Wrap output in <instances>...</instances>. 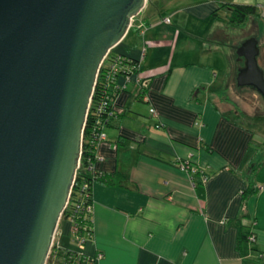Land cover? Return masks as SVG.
I'll use <instances>...</instances> for the list:
<instances>
[{
	"label": "crops",
	"instance_id": "0c3cea01",
	"mask_svg": "<svg viewBox=\"0 0 264 264\" xmlns=\"http://www.w3.org/2000/svg\"><path fill=\"white\" fill-rule=\"evenodd\" d=\"M232 2L256 5L249 20L264 29V0H220ZM149 7L111 50L136 60L139 73L118 79L125 87L97 145L92 232L83 247L65 248L101 251L91 264H264V154L216 103L244 65L223 52L224 27L204 24L217 19L213 0L165 14L170 23ZM190 17L204 25L189 29Z\"/></svg>",
	"mask_w": 264,
	"mask_h": 264
},
{
	"label": "water",
	"instance_id": "95a60500",
	"mask_svg": "<svg viewBox=\"0 0 264 264\" xmlns=\"http://www.w3.org/2000/svg\"><path fill=\"white\" fill-rule=\"evenodd\" d=\"M147 0H0V264H45L99 68ZM236 81L264 98L256 37Z\"/></svg>",
	"mask_w": 264,
	"mask_h": 264
},
{
	"label": "built area",
	"instance_id": "2783aa9c",
	"mask_svg": "<svg viewBox=\"0 0 264 264\" xmlns=\"http://www.w3.org/2000/svg\"><path fill=\"white\" fill-rule=\"evenodd\" d=\"M163 20L167 23H170L169 17H165ZM138 67V63L134 64L129 60L128 57L124 55H109L108 53L98 71L95 87L89 103L85 125L86 128L90 117V133L87 137H85L84 130L79 167L76 171L74 184L66 207V209H69L67 219H69L71 223V235L80 247L84 246L86 238L91 234V231L86 230L87 226H83V223H80L81 213L84 212V214H89L91 217V222H93V203L89 202L91 198L90 177H92V175L94 177H97L103 174V172L98 170V168L96 167V160L101 159L100 155L97 153V145L101 140H104L106 138L104 126L108 124L109 119L115 113V105L118 92L123 90V88L125 87L124 84L119 83L118 79L122 77L124 81H129L132 75L139 73L136 72ZM143 84H145V81L142 82V85ZM97 86L99 87V90L98 98L95 102L93 101V98ZM150 110L153 113L155 112L153 107ZM86 144L89 145V147L94 146L96 151L94 152L93 157L87 158V165L85 166L86 168H84L85 172L81 176V180L78 181L77 185V173L79 169H81L84 148L85 150L87 149ZM189 165L190 163L186 161V163H183L182 167L186 168L189 167ZM86 174H88L89 176H87ZM73 192H75L76 194H73ZM71 197H73L72 200ZM91 228L93 229V227ZM248 239L250 241H255L256 237L253 233H251L248 236ZM100 257H102L101 251H98L93 256H89L83 253L81 250H69L65 247H61L56 237L52 244V247L49 250L45 264H78L79 262H83V264H91L93 260L99 259Z\"/></svg>",
	"mask_w": 264,
	"mask_h": 264
},
{
	"label": "rangeland",
	"instance_id": "374dc122",
	"mask_svg": "<svg viewBox=\"0 0 264 264\" xmlns=\"http://www.w3.org/2000/svg\"><path fill=\"white\" fill-rule=\"evenodd\" d=\"M149 4L148 13L152 12L156 20L162 23V19L165 14L183 8H186L187 5H191L192 3L204 1V0H147ZM215 2V6L217 9L213 11V16H217V19L211 18L208 21H205L204 24L208 25L212 20L216 24H218L219 29L221 26L224 27L223 34L225 38V42L222 45L223 52L229 53L230 57H234L235 59L238 57L237 54V46L243 43L249 37H256L259 43L260 52L258 55V63L260 67L264 70V29L256 26H251L250 20L245 26H231L228 23V19L230 17V11L224 5L220 4V0H213ZM224 1V0H221ZM231 1V0H226ZM238 2V1H234ZM248 4V3H246ZM222 6V7H219ZM256 18L255 21H257ZM200 21V20H199ZM199 21L194 20L193 17H190V20L187 24L189 29H192L194 24L195 28L199 24ZM254 21V22H255ZM201 23V21H200ZM204 24L201 23L203 26ZM161 25V24H160ZM228 27V33L226 31V27ZM193 30V29H192ZM221 33V31H220ZM228 34V35H227ZM133 35V34H132ZM188 37V36H187ZM183 35L179 37V41L182 40V45H187L188 41H190L189 37L187 38ZM193 47V45L191 46ZM209 52L203 54L209 56ZM217 55L214 54L213 58L217 60H222V65L226 64V55H221V52H216ZM201 55V54H199ZM198 56V54L196 55ZM190 58V57H189ZM188 58V59H189ZM239 58V65L243 66L245 59ZM221 93L216 98L217 105L221 108V110L236 118L238 121L243 123L246 127H248L253 132L254 141L252 142L253 147L256 149H260L258 152L264 154V98L263 96L252 86H239L236 81V75L229 80V83L221 89ZM69 219L62 217L60 222V230L57 235V241L62 247H70L76 246L78 243L73 239L71 235V226L70 231L67 233L66 231H62L70 225Z\"/></svg>",
	"mask_w": 264,
	"mask_h": 264
},
{
	"label": "trees",
	"instance_id": "16d2710c",
	"mask_svg": "<svg viewBox=\"0 0 264 264\" xmlns=\"http://www.w3.org/2000/svg\"><path fill=\"white\" fill-rule=\"evenodd\" d=\"M224 6L227 7L230 10V17L228 19V23L231 26H245L249 19L251 17H255L258 16V11H257V6L254 4H246V3H224ZM259 45V43H258ZM260 49V48H259ZM116 55L114 54L112 51L109 53V55ZM121 55V54H120ZM240 57V56H239ZM129 58V57H128ZM130 61H132L134 64H137L138 62L132 58H129ZM136 72H139V70L137 69ZM143 86H146V84H143ZM98 90L99 87L97 86L95 94H94V98L93 101H97L98 98ZM110 120V119H109ZM90 117H89V121L87 123V126L85 128V137H87L90 133ZM88 146V147H87ZM86 150L84 148V153H83V157H82V163H81V169H79L78 173H77V182L76 184L78 185V181L81 180V176L83 175V173L85 172L84 168H86L85 166L87 165V158L88 157H93L94 156V152L96 151L94 146L89 147V145L86 144ZM87 176H89L88 174H86ZM91 178V182H90V192H91V198L89 200V202L93 203V197H92V186L94 184V182H96L99 179L103 178V174L99 175L97 177H94L92 175ZM109 183H112L109 181ZM73 194H76L75 192H73ZM73 199V197H71V200ZM87 203V202H86ZM71 204V203H70ZM69 214V209H66L63 217H65L67 219ZM80 223L84 226H87V231H91L92 232V228L93 227V222H91V217L89 214L82 212L80 215ZM83 228V227H82ZM69 250H71L70 248H67ZM73 250V249H72ZM78 264H83V262H79Z\"/></svg>",
	"mask_w": 264,
	"mask_h": 264
}]
</instances>
